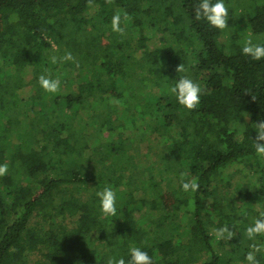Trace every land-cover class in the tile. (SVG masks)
I'll list each match as a JSON object with an SVG mask.
<instances>
[{
	"label": "trees",
	"instance_id": "16d2710c",
	"mask_svg": "<svg viewBox=\"0 0 264 264\" xmlns=\"http://www.w3.org/2000/svg\"><path fill=\"white\" fill-rule=\"evenodd\" d=\"M232 2L221 31L194 19L199 0H0V264H127L134 246L153 264H248L250 246H264L246 234L264 214L253 143L264 59L226 38L241 5L264 40V1ZM116 13L123 35L111 30ZM66 52L79 67L59 62ZM42 74L58 92L40 87ZM183 76L202 88L191 111L168 91ZM182 174L198 191L181 190ZM106 186L116 216L100 211ZM224 226L235 234L217 239Z\"/></svg>",
	"mask_w": 264,
	"mask_h": 264
},
{
	"label": "clouds",
	"instance_id": "9594fccd",
	"mask_svg": "<svg viewBox=\"0 0 264 264\" xmlns=\"http://www.w3.org/2000/svg\"><path fill=\"white\" fill-rule=\"evenodd\" d=\"M106 3H111L112 0H105ZM91 3V0H89ZM205 19L209 25L215 29L223 31L228 28L227 21L229 19V8L225 5L224 0H199V3L194 8V19L199 21ZM123 19L125 21L129 20L127 13L123 14ZM122 17L121 14L116 13L111 19V30L114 33L123 35L125 29L121 27ZM243 55L250 57L254 61H260L264 59V44L253 43L252 40L246 39L241 48ZM72 61L79 67V62L75 60L70 52H66L63 57L59 58V62ZM51 62L53 64L58 63V58L56 56L51 57ZM185 67L180 64L176 68V72H184ZM38 84L40 87L48 93H56L59 91L61 81L59 79L51 78L50 74H42L38 77ZM169 93L176 97L179 105L185 109L191 111L197 108L200 103V96L202 92L201 86L194 82L190 77L183 76L177 80L174 86L168 89ZM246 118L248 114L246 113ZM255 138L253 139L255 152L257 156L264 158V120L255 121L254 124ZM8 172L7 164H0V177L6 175ZM200 185L196 178L191 180H185L182 174L181 190L183 192H196L198 191ZM99 198L100 211L104 216H116V193L110 187L106 186L103 190L96 193ZM215 234L217 239H228L231 238L235 233L229 231L227 226L215 229ZM246 234L248 238L254 239L257 235H264V214L260 218H257L254 223L247 227ZM251 251H249L245 259L248 264H259L256 259V254L264 251V246L252 244ZM130 259L127 264H153L152 258L148 255L146 251H143L140 247H132L129 249ZM106 264H126L123 257H108Z\"/></svg>",
	"mask_w": 264,
	"mask_h": 264
},
{
	"label": "rangeland",
	"instance_id": "374dc122",
	"mask_svg": "<svg viewBox=\"0 0 264 264\" xmlns=\"http://www.w3.org/2000/svg\"><path fill=\"white\" fill-rule=\"evenodd\" d=\"M232 1H233L232 3L236 2V0H232ZM263 1L264 0H255V2H253L255 4L254 7L257 4L262 3ZM249 12H250L249 9L243 8V6L240 5V9H237L236 12L234 13L235 16L239 19V21L237 22V24L239 25L238 32L236 30L230 29L228 34L226 35V38H229L232 36L233 38L238 40L236 43V48H235V53H237V54L238 53L242 54L241 48H242L243 43L246 39L250 38L253 43L264 44V40L260 36H253L251 33V24L247 20V16H248ZM229 40H230V38H229ZM107 41H108L107 39L103 40L102 49H101L102 51H105V49L107 48V46H108ZM210 77L213 79H216V76H214V75L208 76V79ZM33 94H34V92L33 93L31 92V94H29V96H28V99H30V97L33 96ZM20 97L27 99L23 93H21ZM214 98L217 99L218 95L215 94ZM23 102H25V101H23ZM12 135H14V134H12ZM28 166H29L28 168L30 170H32V167H30V165H28ZM165 194H166L165 200H166V204H167L168 208L173 209L176 206L177 202L173 196L172 191H169ZM68 217H67V220H68ZM185 261L187 262V259L184 260V262Z\"/></svg>",
	"mask_w": 264,
	"mask_h": 264
}]
</instances>
